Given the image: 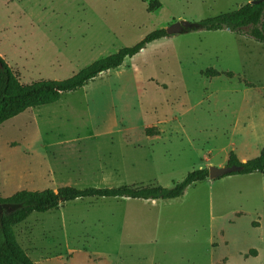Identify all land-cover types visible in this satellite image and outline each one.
Segmentation results:
<instances>
[{"label": "rangeland", "instance_id": "1", "mask_svg": "<svg viewBox=\"0 0 264 264\" xmlns=\"http://www.w3.org/2000/svg\"><path fill=\"white\" fill-rule=\"evenodd\" d=\"M253 1L0 0V56L23 85L65 81L157 30ZM262 152L264 44L183 31L0 126V198L171 188L228 166L231 154L246 162ZM15 236L35 264H264V175L208 179L171 202L67 203L32 215Z\"/></svg>", "mask_w": 264, "mask_h": 264}, {"label": "trees", "instance_id": "2", "mask_svg": "<svg viewBox=\"0 0 264 264\" xmlns=\"http://www.w3.org/2000/svg\"><path fill=\"white\" fill-rule=\"evenodd\" d=\"M257 4H247L240 9L206 19L199 23H186L184 32L217 33L229 31L237 36L247 37L264 44V0ZM168 37L166 30H157L132 48H124L118 53L99 60L76 76L65 81H41L23 85L11 68L0 56V126L18 117L27 110L50 106L64 95L74 93L99 76L121 68L125 61L133 59L147 47ZM207 77H220L217 71L209 69ZM229 167H238L240 172L226 177L264 175V152L259 157L241 162L231 154ZM223 177V178H226ZM209 179L207 169L189 173L171 188H86L64 187L56 191H21L9 198H0V264H35L18 243L15 228L25 223L34 214H47L61 205L87 199H124L144 202H171L182 198L187 190ZM222 179V178H221Z\"/></svg>", "mask_w": 264, "mask_h": 264}, {"label": "water", "instance_id": "3", "mask_svg": "<svg viewBox=\"0 0 264 264\" xmlns=\"http://www.w3.org/2000/svg\"><path fill=\"white\" fill-rule=\"evenodd\" d=\"M259 2L260 1H253L250 4H257ZM185 25H186L185 22L177 23V24L169 27L168 29H166L168 37H173L175 35L182 33L184 31ZM208 171H209V180L215 181V180H219L223 177H226L227 175H230L232 173L240 172L241 169L238 167H229V166L222 167L221 166L220 168L210 167Z\"/></svg>", "mask_w": 264, "mask_h": 264}, {"label": "crops", "instance_id": "4", "mask_svg": "<svg viewBox=\"0 0 264 264\" xmlns=\"http://www.w3.org/2000/svg\"><path fill=\"white\" fill-rule=\"evenodd\" d=\"M135 154H138V153H135ZM135 154H133V156L135 155ZM129 156H131V155H129ZM147 161H149V163H151V162H155V157L153 156V154L151 153V152H149L148 153V155H147ZM252 176V175H251ZM154 203H156V202H154ZM78 252H81V253H83V254H90V253H88L86 250H83V251H78ZM92 255V254H91ZM93 256H95V255H93ZM108 258H109V260L107 261V262H103V264H118L117 262H115V260L114 259H112V257L111 256H107ZM84 258V257H83ZM85 264H86V262H84ZM41 264H55V263H53V262H43V263H41ZM119 264H123V263H119Z\"/></svg>", "mask_w": 264, "mask_h": 264}]
</instances>
